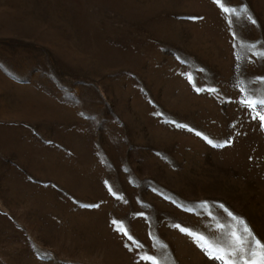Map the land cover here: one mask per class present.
Returning <instances> with one entry per match:
<instances>
[{"label":"rangeland","instance_id":"rangeland-1","mask_svg":"<svg viewBox=\"0 0 264 264\" xmlns=\"http://www.w3.org/2000/svg\"><path fill=\"white\" fill-rule=\"evenodd\" d=\"M259 53L264 0H0V264H218L180 229L240 220L264 242V127L237 103Z\"/></svg>","mask_w":264,"mask_h":264},{"label":"snow or ice","instance_id":"snow-or-ice-1","mask_svg":"<svg viewBox=\"0 0 264 264\" xmlns=\"http://www.w3.org/2000/svg\"><path fill=\"white\" fill-rule=\"evenodd\" d=\"M215 3H219V0H214ZM221 7H223L221 5ZM244 11H247L246 6ZM224 12L235 13L234 8H223ZM253 24L256 23L249 17ZM264 55V53H259ZM191 79V77H189ZM258 81L264 82V77H257ZM237 87H239L237 85ZM199 91V89H197ZM212 91H215L214 89ZM239 96L237 103L241 108L249 110L251 119L256 120L259 118L260 126L264 127V96H257L254 90L249 89L247 86L239 87ZM211 143V141H209ZM216 147H222L223 145H214ZM223 208V205L220 206ZM233 220H240V218L233 216L231 212L224 209ZM240 223L243 225V234L238 232H231L230 238L226 242H214L208 240L201 234H193L190 230L181 228L182 232H186L188 235H194L198 242V246L205 253V255L212 261L218 262V264H264V242L253 235L251 230L247 227L242 220ZM177 227H179L177 225ZM127 235V232L124 233ZM245 236L247 239H245ZM131 239V237H129ZM135 243V242H134ZM138 247L142 245L137 244ZM131 250V249H129ZM140 259L151 261V264H162V262L155 256L148 255L146 252L140 255Z\"/></svg>","mask_w":264,"mask_h":264}]
</instances>
